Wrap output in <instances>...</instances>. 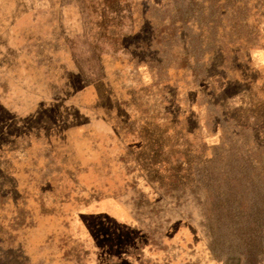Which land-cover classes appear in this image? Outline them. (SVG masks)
<instances>
[{
	"label": "rangeland",
	"instance_id": "rangeland-1",
	"mask_svg": "<svg viewBox=\"0 0 264 264\" xmlns=\"http://www.w3.org/2000/svg\"><path fill=\"white\" fill-rule=\"evenodd\" d=\"M190 1L0 0V264H264V0Z\"/></svg>",
	"mask_w": 264,
	"mask_h": 264
},
{
	"label": "trees",
	"instance_id": "trees-1",
	"mask_svg": "<svg viewBox=\"0 0 264 264\" xmlns=\"http://www.w3.org/2000/svg\"><path fill=\"white\" fill-rule=\"evenodd\" d=\"M191 1H192V2H191ZM191 1H190V4H189V5H191V6H193V7H194L193 3H195V2H197V3H201V4H199V5H202V3L204 4V3L206 2V1H204V0H191ZM199 5H196V6H199ZM190 11H192V10L190 9ZM200 11H201V9H200ZM178 12H179V14L181 15V19H182V20H180V21H182V23H180V24L183 25V26L187 25L188 22H187V20H185V18H186V16L188 15V12L184 10V8H183L182 5H179V6H178ZM193 74H194V72H193Z\"/></svg>",
	"mask_w": 264,
	"mask_h": 264
}]
</instances>
